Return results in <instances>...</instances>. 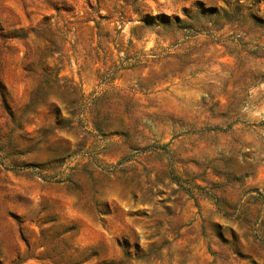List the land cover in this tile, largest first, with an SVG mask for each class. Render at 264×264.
<instances>
[{"label":"rangeland","instance_id":"obj_1","mask_svg":"<svg viewBox=\"0 0 264 264\" xmlns=\"http://www.w3.org/2000/svg\"><path fill=\"white\" fill-rule=\"evenodd\" d=\"M0 264H264V0H0Z\"/></svg>","mask_w":264,"mask_h":264}]
</instances>
